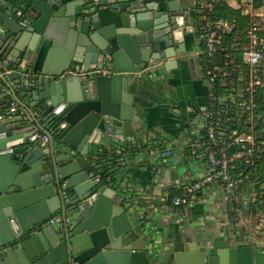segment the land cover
Segmentation results:
<instances>
[{
	"label": "water",
	"instance_id": "obj_1",
	"mask_svg": "<svg viewBox=\"0 0 264 264\" xmlns=\"http://www.w3.org/2000/svg\"><path fill=\"white\" fill-rule=\"evenodd\" d=\"M192 9L0 0V264H264L233 227L196 250L169 243L163 230L177 217L165 199H137L116 176L104 183L90 160L107 140L127 147L147 130L130 90L179 65ZM96 69L105 74L87 75Z\"/></svg>",
	"mask_w": 264,
	"mask_h": 264
},
{
	"label": "built area",
	"instance_id": "obj_2",
	"mask_svg": "<svg viewBox=\"0 0 264 264\" xmlns=\"http://www.w3.org/2000/svg\"><path fill=\"white\" fill-rule=\"evenodd\" d=\"M222 3L242 12L247 20L244 26L218 15ZM191 15L193 42L188 56L199 60L208 84L207 103L199 113L207 141L206 174L182 187L171 204L186 209L204 189L221 186L230 194L232 223L243 220L247 200L261 208L244 229L235 228L258 246L264 235V0H193ZM94 74L105 72L87 73ZM16 110L14 105L9 112ZM40 142L47 144V137ZM143 146L141 138L134 137L128 152L138 154ZM150 150L147 154L156 160L157 154ZM163 153L165 158L172 156L169 150ZM108 154L106 159L114 155ZM103 159L101 154L90 159L99 176L105 166Z\"/></svg>",
	"mask_w": 264,
	"mask_h": 264
},
{
	"label": "crops",
	"instance_id": "obj_3",
	"mask_svg": "<svg viewBox=\"0 0 264 264\" xmlns=\"http://www.w3.org/2000/svg\"><path fill=\"white\" fill-rule=\"evenodd\" d=\"M177 59L179 65H173L174 70L170 74L157 81L143 77L139 79L141 91L130 90L147 127L142 136L136 135L137 138L142 137L144 146L141 151L129 154L125 143L117 144L109 139L100 154L102 158L104 152L115 155L116 163L111 157L103 159L101 164L121 179L128 192L137 199L158 197L160 202L165 199V208L174 212L177 219L168 222L164 228V239L169 243H186L191 250H196L203 239L218 240L229 227L244 229L243 225L249 223L256 212H261V208L247 200L241 216L243 220L238 224L232 223L230 194L217 185L204 189L186 209H177L171 204L172 197L182 187L206 174L207 141L201 130L199 113L207 103L208 84L204 76L202 79L195 75L190 61H187V53ZM14 105L17 110L13 116H23L24 110L16 103L10 104L9 109ZM39 134L42 138L43 135ZM149 150L157 154L156 160L147 154ZM164 150L176 154V160L171 156L165 158ZM120 154L123 156L118 158ZM180 169L184 172L181 173ZM261 174L264 178V168ZM258 247L264 250V235L259 239ZM166 264L175 263L169 260Z\"/></svg>",
	"mask_w": 264,
	"mask_h": 264
},
{
	"label": "trees",
	"instance_id": "obj_4",
	"mask_svg": "<svg viewBox=\"0 0 264 264\" xmlns=\"http://www.w3.org/2000/svg\"><path fill=\"white\" fill-rule=\"evenodd\" d=\"M237 1L240 2L241 0H237ZM218 15L230 21L235 20L242 26H244L245 22L247 21L246 17L242 14L240 10L232 9L226 3L221 4V6L219 7ZM127 150L131 151L130 149ZM108 155H109L108 153L104 152V158H106V156ZM111 156L114 159V163H116V159H115L116 157H114L115 155H111ZM122 156L123 154H120L118 158ZM101 177L104 183H108V179L113 177V173L109 172L107 166H105L103 172L101 173Z\"/></svg>",
	"mask_w": 264,
	"mask_h": 264
},
{
	"label": "rangeland",
	"instance_id": "obj_5",
	"mask_svg": "<svg viewBox=\"0 0 264 264\" xmlns=\"http://www.w3.org/2000/svg\"><path fill=\"white\" fill-rule=\"evenodd\" d=\"M187 39H188L187 40V45H188L187 54L189 55V52L192 50L193 38H192V36H190ZM187 61H190L191 67H192L195 75L198 77H202V79H203L204 71H203V67H202L201 63L199 62V60L189 57V59H187ZM180 172L183 173L184 169H180ZM156 204L158 205L159 202H157ZM204 208H206V206H204Z\"/></svg>",
	"mask_w": 264,
	"mask_h": 264
}]
</instances>
